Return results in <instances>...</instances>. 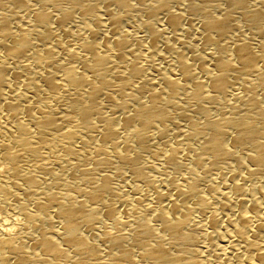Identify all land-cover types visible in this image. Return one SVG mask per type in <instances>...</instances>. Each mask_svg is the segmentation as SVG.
I'll return each instance as SVG.
<instances>
[{
  "label": "bare ground",
  "instance_id": "6f19581e",
  "mask_svg": "<svg viewBox=\"0 0 264 264\" xmlns=\"http://www.w3.org/2000/svg\"><path fill=\"white\" fill-rule=\"evenodd\" d=\"M0 264H264V0H0Z\"/></svg>",
  "mask_w": 264,
  "mask_h": 264
},
{
  "label": "snow or ice",
  "instance_id": "6c2138e0",
  "mask_svg": "<svg viewBox=\"0 0 264 264\" xmlns=\"http://www.w3.org/2000/svg\"><path fill=\"white\" fill-rule=\"evenodd\" d=\"M225 147H227V145H225Z\"/></svg>",
  "mask_w": 264,
  "mask_h": 264
}]
</instances>
